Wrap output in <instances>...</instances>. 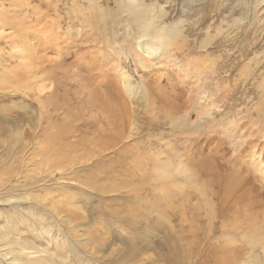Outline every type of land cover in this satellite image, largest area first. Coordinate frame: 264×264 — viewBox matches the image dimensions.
I'll return each instance as SVG.
<instances>
[{
	"label": "rangeland",
	"instance_id": "obj_1",
	"mask_svg": "<svg viewBox=\"0 0 264 264\" xmlns=\"http://www.w3.org/2000/svg\"><path fill=\"white\" fill-rule=\"evenodd\" d=\"M0 1L10 20L40 23L60 43L58 58L46 54V81L14 78L24 72L14 58L0 67V264H214V246L239 236L247 249L235 264L262 254L264 218L238 226L257 210L241 202L239 214H218L217 176L238 171L264 187V0H142L146 29L128 19L124 0ZM162 30L173 37L167 47ZM153 49L163 70L139 63ZM38 83L49 85L40 92ZM106 96L125 137L115 145L103 142L118 140L95 107ZM50 100L63 105L54 120L72 135L59 155L34 129ZM252 233L251 251L241 239Z\"/></svg>",
	"mask_w": 264,
	"mask_h": 264
},
{
	"label": "bare ground",
	"instance_id": "obj_2",
	"mask_svg": "<svg viewBox=\"0 0 264 264\" xmlns=\"http://www.w3.org/2000/svg\"><path fill=\"white\" fill-rule=\"evenodd\" d=\"M1 4L2 3H0V40L3 39V41H4L5 44H9L8 46H9V48L11 50H9V52H7L6 55H4L6 52H3V54L0 53V67H2V69L4 70L3 67L6 66V65H9L8 63H10V61L14 58L15 60H17L18 65L21 66V69L24 70V72L18 73V76H17V73L15 72L16 74L13 75L14 78H16L17 80L18 79H22V80L24 79L23 81L27 82L26 84H32V83L36 84L37 83L36 81H38V80H40L41 82L46 81V80H44V78L47 79L49 77V75L51 74L46 69H47V66L50 65V63L52 61L50 58L46 57V54L49 51H53L55 53V55H53V56H56V58H58L60 56V54H59V52H60V43L52 35V33H53V32L51 33V30L52 29H50V30L49 29L42 30V26H40L41 25L40 23H38L36 25H33V26H32V24H30V25L29 24L28 25H24V23H21L23 16H22V18L19 17L20 14L17 17H19L21 19V22H18L16 19H13V20H16V22L15 21H12V20L9 19V16L6 15V13H8V12H5L6 11V8H2ZM13 7H15V6H13ZM123 7L125 8V10L123 12H125V11L128 12V19H132L134 22H137L138 25H139V27L141 26V27H143V28L146 29V27H148L150 25V24H147L146 23L149 20L148 17H149V14H150V11H149L150 5H146L142 0H124L123 1ZM123 7L121 6V8H123ZM20 8H17V9H20ZM12 11L14 12L16 10L14 9ZM11 14H13V13H9L8 15H11ZM14 14H16V13H14ZM21 15H23V12L21 13ZM25 15H27V14L26 13L24 14V18L26 17ZM30 15H31V13H30ZM15 16L16 15H14V16L11 15V17H15ZM91 22L94 24L96 31H98L97 24L93 20ZM149 23H150V21H149ZM43 27H44V25H43ZM138 33H139V31L136 32V37L132 39V42H134V44H135V41L137 42V38H138L137 36L139 35ZM150 33H152V31H150L148 33V35ZM145 35H147V33ZM150 35H152V34H150ZM155 35H156V33L154 34V37H155ZM157 36H159V38L161 37L162 39H164L163 46L168 45V43H170V40L173 38L171 36H167V32L165 30H162V32L161 33H158ZM85 40H87V39H85ZM0 45H1V42H0ZM149 51H150L149 52V56L150 57H148V58L147 57L146 58L145 57L143 58V57L137 56L138 60H140L139 63L143 64L145 68H146V64H147L148 68L150 66L155 67V65L157 64V62H159V61L162 62L163 61L164 53L163 54H160L159 56H154L153 57L152 56V54H153L152 51H154V49L153 50H149ZM3 60H5L7 63L6 62L3 63ZM93 64H94V61L92 62V66H93ZM159 65L158 66L156 65L157 66V69H160L162 67V66L160 67ZM14 70H13V73H14ZM161 70H163V68H161ZM147 71L148 70L143 71V73L146 74V75H148L149 74V71H148V74H147ZM101 73H103V72H101ZM162 76H164V75H162ZM34 79H37V80L34 81ZM81 81L82 80H80L78 82H81ZM103 81L104 80L102 79L101 82H103ZM105 81H107V79H105ZM148 81L149 80L143 81V82H141V84H139V90H140L139 92L141 93V98L142 99H145V101L147 99H149L148 98L149 97V95H148V92L149 91L148 90L150 89L149 88L150 82H148ZM0 82H2V81L0 80ZM20 83H21V80H20ZM39 83L37 85L40 88V92L43 91V89L45 90V88L47 87V85H49V84H46V83H44V84L43 83L39 84ZM48 87H50V86H48ZM125 89H126V91L131 92V91L134 90V87L130 86V84L129 85L126 84L125 85ZM48 92H45L44 94L48 95L49 96V99H53L51 96H53V94L55 93V91H48ZM105 92L106 91H104L103 93H105ZM109 97H110V95H109ZM104 100H105V102L106 101H109V98H107V96H106V98ZM101 103L102 102H100V100H99V101H97V104L98 105H95V107L99 106L98 108H100V114L103 116V118L101 116H98V117H101L102 118V119L99 118L100 121H101V123H102V121H104L106 123V126L109 129V134H113V136L116 135L115 138H113V139L118 140L117 142H111V141H109V139L108 140L106 139L103 142L104 143H109V144H112V145L118 144V143L122 142V140L125 138L124 136H122L119 133L120 132V129H119L120 127L118 128V122H120V119L117 116V115H119V113L117 111H115V110L113 111L110 108V107H114L115 104L112 105V103H110V105H109V103L106 102L105 104L107 106H109V108L107 107L108 108V110H107V108L105 107L106 105L104 103L102 105ZM147 103H149V102H147ZM48 105L50 107L46 105L47 106L46 108H48V107L49 108L44 111V116L42 118V119L45 118L44 119L45 125L43 126L42 125L43 123L41 122V124L39 126V123H37L38 125L34 129H37L38 128L37 132H40L41 131L40 135L42 136V138L41 137H39V138H41L42 141H43V144L42 145L44 147H46L47 149H50L51 148V151L52 152H54L55 154H58L59 155V154H61V152H62L63 149H65V148L71 149V144H70V142H68V140H69V138L72 135H71V132H68L67 130L63 129L62 125H60V122L57 123L54 120L55 118H57L59 116L60 111L61 112L64 111L63 105H61L58 102L53 101V100H50ZM115 112H117V113H115ZM95 115H96V113H95ZM101 123H100V125H102ZM109 134L107 132V136ZM62 139L65 140V146H64V148H63L62 145H60L58 147H55V145L57 143H60V141ZM121 144H123V143H121ZM218 146H220V145H218ZM41 149H43V148L41 147ZM122 152H125V151L123 150ZM92 156H95V155L93 154ZM135 158H137V157H135ZM207 159H209V158H207ZM202 160L204 161V159H202ZM55 162H56V160H55ZM55 162L53 160V163H55ZM210 162H212V160H209V162L207 161V164H204L203 163V165H209L208 163H210ZM139 163H140V161L138 160L137 164H139ZM198 167H200V166H198ZM207 168H209V167H207ZM218 168H220V167L218 166ZM230 171H232V170H230ZM154 175L159 176V174H157V173L154 174V172H152L150 176L148 174H146V175H143V177L147 178V177H152ZM217 178L219 180V184L222 183L221 184V188L218 189V192H219L218 194H219V197H220V202L218 204V211H217V213L218 214H221L222 216H224V215L232 216L233 213H235V212L238 213L237 212L238 211L237 208L238 207H240V208L242 207V206H240L238 204V202L239 203L241 202L242 204H244V208L243 209L242 208L241 209L239 208L242 211L252 210V208L254 210V209L257 208L256 211L255 210H254V212L252 211L253 213L251 215L250 214H247L248 216L250 215V219L248 221L247 220H242L240 222V224L238 225V226H241L243 224L244 227L246 229H248V230L251 229V227H252V229H255L254 226H253V225H255V222L253 220H255V219L256 220H259V219H257V217L260 214L264 218V196H263L264 187L262 186V184L260 185L261 188H262L261 189L260 186H259V184H257V182H255L254 180L249 179V178H247L246 180H244L243 177L239 175V172L238 171L236 173H234V174L232 172H229L228 175H225L224 177L217 176ZM171 192H172V190H171ZM225 192H227V193L225 194ZM180 194H181V200L182 201H187L189 203L194 204L197 207H200L199 198L196 195H192V193H189V192H187L185 190H182V189L180 190ZM227 194H231L232 195L231 197L233 199L232 200L233 203H232V205H229V208L227 207L228 204H226L227 203V200H228V198L226 196ZM177 199L178 198H176V200ZM178 200H180V199H178ZM170 201H171V199H170ZM168 202H167V204H168ZM172 202H174V201H171V203L169 202L170 203L169 204L170 207L173 206L172 205ZM254 207H256V208H254ZM234 209H235V212H234ZM243 213L245 214V212H243ZM237 217H238V215L236 214V218ZM239 217H240V215H239ZM248 218L249 217H247V219ZM263 220L264 219H262V221ZM263 225H264V222H263ZM262 227H264V226H262ZM237 229H238V227H237ZM257 230H258V228H257ZM260 231H262V230H260ZM233 232H234V230H233ZM254 233H256V230H255ZM255 235H257V234H255ZM255 235H253V233H252V236L248 235L249 237H247V235H246L248 241L245 239V236L244 235H243V238L241 239L246 244L247 243L249 244V246L252 248V249L250 248L251 251L252 250H255V249H253V247L255 248V246L257 245V243H259V242H256V241H258V239H257V237H255ZM258 236H260V235H258ZM240 238L241 237L239 236V238H236V239H232V240L229 239L227 242L223 243L222 245H216V246H214V249L212 251L215 252V255H214V257L212 256L213 259L211 258V261H213L214 264H235L236 261L238 260L239 256H241V252H242L241 251V248L242 247L239 246L240 245V242H239L240 241ZM237 241L239 242V245H237V243H236ZM259 241H260V238H259ZM253 245H255V246H253ZM261 245L263 246V248L261 249L263 252L262 251L261 252H262V254H264V245L263 244H261ZM243 249L246 250L247 248L244 247V248H242V250ZM257 253L258 254H256V253L251 254L249 260L247 261L248 264H264V255H262L260 253V249H259V252H257ZM242 254H244V252ZM259 254H261L262 256L259 255ZM241 257H243V256H241ZM238 261H240V260H238Z\"/></svg>",
	"mask_w": 264,
	"mask_h": 264
}]
</instances>
